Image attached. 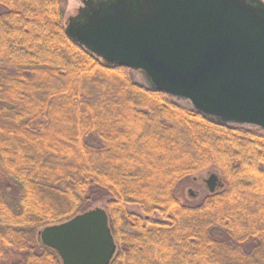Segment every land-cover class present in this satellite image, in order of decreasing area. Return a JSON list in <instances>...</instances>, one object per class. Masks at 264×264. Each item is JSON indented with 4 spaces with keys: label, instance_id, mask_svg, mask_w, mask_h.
I'll return each instance as SVG.
<instances>
[{
    "label": "trees",
    "instance_id": "1",
    "mask_svg": "<svg viewBox=\"0 0 264 264\" xmlns=\"http://www.w3.org/2000/svg\"><path fill=\"white\" fill-rule=\"evenodd\" d=\"M67 7L0 0V264H61L38 232L97 203L110 264H264V130L104 65L67 36ZM212 169L220 190L186 202Z\"/></svg>",
    "mask_w": 264,
    "mask_h": 264
},
{
    "label": "water",
    "instance_id": "2",
    "mask_svg": "<svg viewBox=\"0 0 264 264\" xmlns=\"http://www.w3.org/2000/svg\"><path fill=\"white\" fill-rule=\"evenodd\" d=\"M65 32L106 66L224 125L264 130L262 0H79ZM210 194L220 187L211 174ZM193 198L192 190L187 191ZM61 264H110L116 244L102 208L38 232Z\"/></svg>",
    "mask_w": 264,
    "mask_h": 264
},
{
    "label": "rangeland",
    "instance_id": "3",
    "mask_svg": "<svg viewBox=\"0 0 264 264\" xmlns=\"http://www.w3.org/2000/svg\"><path fill=\"white\" fill-rule=\"evenodd\" d=\"M264 2V0H262ZM81 7V3L79 0H68V7H67V13H66V18L68 16H73L76 14L77 10ZM131 73V79L135 84L143 85L145 84L143 77L136 72L130 71ZM174 102L177 104L184 106V107H190V104L185 101H176L173 99ZM211 174H215L218 177L219 184H221L222 178L220 176V173L215 170H207L205 172H202L195 177L187 180L184 182L182 186V196L184 200L188 203L194 204L200 202L207 194L208 190L206 188V185L204 184V180H206ZM192 190L194 193V197L191 198L189 197L187 191ZM217 190H220L217 188ZM102 208V203H97L93 205V208ZM131 211L137 212L136 208L130 207Z\"/></svg>",
    "mask_w": 264,
    "mask_h": 264
}]
</instances>
